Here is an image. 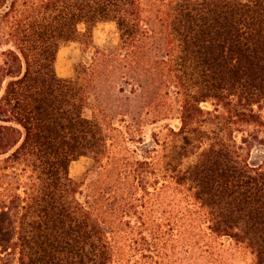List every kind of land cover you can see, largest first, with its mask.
<instances>
[{
	"label": "trees",
	"instance_id": "obj_1",
	"mask_svg": "<svg viewBox=\"0 0 264 264\" xmlns=\"http://www.w3.org/2000/svg\"><path fill=\"white\" fill-rule=\"evenodd\" d=\"M20 2L0 0V157L6 176L30 175L0 201V264H112L118 199L82 202L70 166L89 156L118 166L95 104L105 121L130 117L133 136L171 98L179 128L162 144L138 139L128 182L147 189L161 147L166 178L206 210L208 230L264 264V0ZM101 23L116 25L118 49L60 78L59 49Z\"/></svg>",
	"mask_w": 264,
	"mask_h": 264
},
{
	"label": "rangeland",
	"instance_id": "obj_2",
	"mask_svg": "<svg viewBox=\"0 0 264 264\" xmlns=\"http://www.w3.org/2000/svg\"><path fill=\"white\" fill-rule=\"evenodd\" d=\"M20 1L21 4L40 0ZM143 2L148 10L156 0ZM118 46L116 25L98 24L89 37H82L59 49L55 62L56 74L63 79L73 78L79 65L88 62L99 52L116 51ZM164 102H161L163 107L158 108L163 112L152 110L148 120L133 136L126 134L130 117L124 123L122 117L116 114L105 121V117L95 110L98 108L95 104L90 115H98L107 125L118 166L116 169L107 165L101 167L91 156L80 158L70 166L71 179L81 184L82 202L98 199L101 204L106 200L118 199L119 211L108 215L109 220L115 223L110 239L114 252L112 264H253L255 257L246 244L209 231L206 210L192 199L186 189L166 178L159 162L161 147L157 148L158 153H154L150 161L152 174L147 189L141 190L128 182V170L124 163L141 159L139 154L132 153L143 146L138 139L152 146V137L156 134L161 144L169 142V128L177 130L180 126L178 104L172 98L166 102V106ZM203 107L211 108L209 104ZM262 115L264 117V111ZM244 129L248 133L260 131L255 126ZM242 137L243 134L236 135L239 144ZM260 155L261 150L255 148L252 160L255 161ZM4 165L0 157V201L5 200L6 195L15 193L13 188L8 191L9 183L15 186L17 181L27 182L26 178L30 175V172L23 173V166H15L6 176ZM106 205V202L102 204Z\"/></svg>",
	"mask_w": 264,
	"mask_h": 264
}]
</instances>
